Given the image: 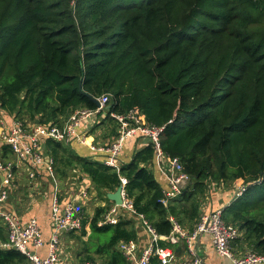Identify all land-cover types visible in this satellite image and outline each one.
Instances as JSON below:
<instances>
[{
    "label": "trees",
    "instance_id": "obj_1",
    "mask_svg": "<svg viewBox=\"0 0 264 264\" xmlns=\"http://www.w3.org/2000/svg\"><path fill=\"white\" fill-rule=\"evenodd\" d=\"M104 94L110 102L97 139L119 135L111 112L137 109L148 123L165 125L161 148L180 159L191 181L165 205L151 142L117 170L102 155L47 139L61 185L84 173L106 202L90 218L97 256L84 262L128 264L117 245L137 240L141 216L159 236L174 221L193 231L214 182L244 188L223 216L240 229L242 249L264 254V0H0L5 116L61 125L78 108L96 109ZM0 152L12 156L8 145ZM122 177L134 212L101 226L112 204L107 194ZM0 232L5 238L1 222ZM28 263L21 252L0 249V264Z\"/></svg>",
    "mask_w": 264,
    "mask_h": 264
},
{
    "label": "built area",
    "instance_id": "obj_2",
    "mask_svg": "<svg viewBox=\"0 0 264 264\" xmlns=\"http://www.w3.org/2000/svg\"><path fill=\"white\" fill-rule=\"evenodd\" d=\"M99 100L96 109L78 108L63 124H31L25 125L18 118L11 116L10 121L3 118L0 110V141L9 146L12 156L8 160H0V222L6 231V237L0 232V249H15L24 254L28 264H64L60 254V235L65 232H79L84 228L85 214L77 207V199L62 198L60 190L54 189L51 220L53 233L48 245L46 256L40 255L36 249L46 244L43 238L40 222L36 216L24 220L17 210L9 207L11 193L18 189L16 172L25 166L29 179L31 196L39 194L44 188L39 175L45 173L55 185L54 160L46 153L44 143L47 139L57 142L71 143L77 141L81 144L87 143V132L84 125L92 123L100 113H106V106L110 102V96L104 94ZM111 116L119 124V135L110 143H90L93 153L102 155L105 164L120 170V153L126 140L130 137H143L149 140L155 148L156 158L167 164L164 169L168 188L164 189L163 203L167 205L169 200L179 197L189 185L191 178L184 171V167L178 157L167 156L161 148V138L165 130L164 126H156L147 122L145 117L137 109L128 113L119 114L111 112ZM20 167V168H19ZM123 205L111 207L99 222V225L116 224L122 210L134 212L131 200L126 196L125 185L127 179L122 177ZM212 185H224L213 183ZM238 186V187H237ZM237 194H241L244 188L235 186ZM81 197L87 195V190L81 193ZM144 225L151 233L150 243L140 251L136 239L121 241L118 249L128 260V264H174L177 258L176 253L167 246L160 245L159 241L164 240L171 244H178L185 241L187 249L192 258L181 264H204L202 259L196 255L195 242L199 236L207 233L210 235L216 252L230 259L233 264H264V254L248 250L243 253H235L234 242L241 237L240 229L228 224L223 216V208L213 209L202 213L200 220L193 231H187L174 221V227L169 235L159 236L141 216ZM83 264H95L93 261H86Z\"/></svg>",
    "mask_w": 264,
    "mask_h": 264
},
{
    "label": "crops",
    "instance_id": "obj_3",
    "mask_svg": "<svg viewBox=\"0 0 264 264\" xmlns=\"http://www.w3.org/2000/svg\"><path fill=\"white\" fill-rule=\"evenodd\" d=\"M4 115V114H3ZM104 115H98L96 120H93L92 123L84 125V129L86 128L87 132V143L81 144L77 141L71 142L74 150L81 155L92 157L93 152L90 149V143H110L114 140L112 139L103 140L100 138L97 139L96 133H100L99 123H102L101 120ZM6 121H10L11 116H3ZM93 130H96V132ZM100 135V134H99ZM149 140L143 137H130L126 140L124 147L120 153V163L125 164L128 163L133 157L134 153L145 147L148 144ZM6 145L5 143L0 141V147ZM94 156V155H93ZM11 157H5L2 152H0V160H8ZM22 167V168H20ZM18 171L16 172V181L18 183V189L15 190L17 193H21L27 191V194L31 197V189H29L28 183L29 179L27 177L25 166H20ZM167 168V164L163 160L160 162L157 158L154 160L153 169L156 175L157 180L160 182L163 189L168 188V183L166 179V175L164 173V169ZM42 176V173L38 176L42 181L41 189L38 191L39 194L28 201V205L30 208L24 209L22 207V211L19 214L24 220H27L31 216H36L40 222L43 238L46 241V244L43 247L36 249V251L42 255L46 256L48 253V242L51 239L53 233V223L51 220V211H52V201H53V192L54 189L57 191L60 190V182L57 179V183L55 185L50 181L48 175ZM72 180L70 182V188L75 189L74 194L70 195L69 198L77 199V207L82 210L85 214L86 222L84 228L79 232H65L60 235V254L61 259L64 264H83L84 259L87 254L96 255V250L94 249L95 245L98 244L97 239H91L92 230L90 226V218L93 216L96 207L99 205L104 206L106 202L96 197V191L93 189L91 181L89 177L84 173H77L73 175ZM80 178V181H79ZM26 179L28 181L26 182ZM69 185V182L66 183ZM46 186H48L46 188ZM63 190H66L63 186L61 187ZM87 190V195L85 197H81V193ZM237 192L234 187L224 186V185H212L210 190V194L206 197L203 207L202 213L211 211L217 208H224L228 205L236 196ZM62 198L64 197L62 193ZM93 200V202L91 201ZM115 206V203L112 202L109 209ZM188 231V230H187ZM242 236V235H241ZM139 243L140 251L143 250L151 241V233L145 227L144 223H142L141 228L139 230V237L137 238ZM164 241V240H163ZM166 242L169 249H172L176 255V261L174 264L185 263L192 258L189 253L186 242L182 241L178 244H171ZM233 250L235 253H243L248 251V249L244 250L239 245V240L234 242ZM195 252L198 257H200L204 264H233L232 261L226 257L220 256L213 245L212 239L209 234L204 233L199 236L198 240L195 242ZM97 264H101L99 260Z\"/></svg>",
    "mask_w": 264,
    "mask_h": 264
},
{
    "label": "rangeland",
    "instance_id": "obj_4",
    "mask_svg": "<svg viewBox=\"0 0 264 264\" xmlns=\"http://www.w3.org/2000/svg\"><path fill=\"white\" fill-rule=\"evenodd\" d=\"M28 181V179H26V182ZM48 186H46L47 188ZM62 185L60 183V189L64 195V197H67L69 198L70 195L74 194V190L73 188H70V186H65L64 188L66 190H63L62 188ZM32 198V196L30 197L28 194H27V191H24L21 192V193H17L15 191H13L11 193V196H10V200L8 202V205L9 207H12L14 210H17L19 209V211L21 212L22 211V207H24V209H27V208H30V206L28 205V201ZM93 202V200H91ZM103 236L106 235L105 233L102 234Z\"/></svg>",
    "mask_w": 264,
    "mask_h": 264
},
{
    "label": "water",
    "instance_id": "obj_5",
    "mask_svg": "<svg viewBox=\"0 0 264 264\" xmlns=\"http://www.w3.org/2000/svg\"><path fill=\"white\" fill-rule=\"evenodd\" d=\"M96 103L99 105V100L95 99ZM107 197L114 202L117 205H123L124 199H123V187L119 186L116 191L109 192L107 194Z\"/></svg>",
    "mask_w": 264,
    "mask_h": 264
}]
</instances>
